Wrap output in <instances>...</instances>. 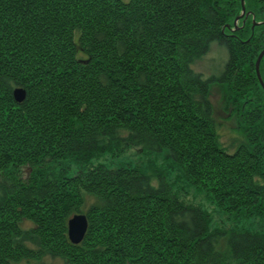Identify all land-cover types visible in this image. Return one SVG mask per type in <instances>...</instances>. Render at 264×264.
<instances>
[{
  "label": "trees",
  "instance_id": "trees-1",
  "mask_svg": "<svg viewBox=\"0 0 264 264\" xmlns=\"http://www.w3.org/2000/svg\"><path fill=\"white\" fill-rule=\"evenodd\" d=\"M244 1L235 25L240 0H0V264H264V231L210 227L167 178L178 168L236 221L264 216V0ZM213 42L228 58L203 77L193 65ZM215 84L240 133L230 150ZM131 146L169 165L94 162Z\"/></svg>",
  "mask_w": 264,
  "mask_h": 264
},
{
  "label": "rangeland",
  "instance_id": "rangeland-1",
  "mask_svg": "<svg viewBox=\"0 0 264 264\" xmlns=\"http://www.w3.org/2000/svg\"><path fill=\"white\" fill-rule=\"evenodd\" d=\"M210 49L202 56V58L196 61L193 68L197 72H200L203 77L218 75L224 68L225 62L227 61V50L224 46L219 45L217 42H213L210 45ZM223 89L219 85H213L210 87V100L213 105V118L217 124L216 131L219 133V142L222 146L230 150L237 144H239L240 133L236 129L235 117H231L224 110L221 109L220 100L221 93ZM228 113V112H227ZM167 151H163L156 154H150L140 147L131 146L125 152L120 154V156H111L109 154H104L99 157V159L94 160L95 163L99 161L104 162L106 165L115 166L123 161H132L133 163H138L142 166L147 165L148 162L152 160L159 167H167L169 165V160L167 159ZM167 178L172 184V188L179 194V196L184 199L187 203H193L195 205H200L202 208L206 209L211 215L210 227H225L230 228L236 224L238 227H246L248 229L264 231V216L262 218L254 217L253 219L236 221L234 215H230L221 209L217 208L210 197H208L203 191L197 190L190 183L186 182L181 177H177L178 168L172 169L167 167ZM22 178L27 176V169L23 167L21 170ZM2 177L0 176V179ZM84 209V207H83ZM31 226V223L26 221L22 227ZM26 243L36 249L35 245L29 240ZM65 264L64 259L58 257H52L48 254H43L38 258V260L30 259L29 261L21 260L16 262H10V264Z\"/></svg>",
  "mask_w": 264,
  "mask_h": 264
},
{
  "label": "water",
  "instance_id": "water-1",
  "mask_svg": "<svg viewBox=\"0 0 264 264\" xmlns=\"http://www.w3.org/2000/svg\"><path fill=\"white\" fill-rule=\"evenodd\" d=\"M240 1H241V10H240V13L234 19L233 23H235V25H237L236 23L237 20L245 15V1L244 0H240ZM247 14L248 13H246V15ZM252 22H253L252 28L256 24H261V23L264 24V21L255 22L254 18H252ZM257 55L258 56L254 64L255 72H256V76L258 77L261 87H263L264 89V82H263L262 76H260V70H259V66H260L259 62L264 55V48L261 49ZM13 97L16 99V101L20 102L21 100L25 98V89L23 87L15 88L13 90ZM67 226H68L67 237H69V240L73 243L81 242L87 230V227H88L86 214L82 212L73 214V216L69 218L67 222Z\"/></svg>",
  "mask_w": 264,
  "mask_h": 264
}]
</instances>
